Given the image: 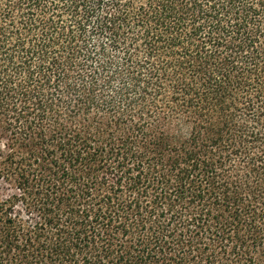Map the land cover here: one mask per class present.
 <instances>
[{
  "label": "trees",
  "instance_id": "1",
  "mask_svg": "<svg viewBox=\"0 0 264 264\" xmlns=\"http://www.w3.org/2000/svg\"><path fill=\"white\" fill-rule=\"evenodd\" d=\"M0 264H264V0H0Z\"/></svg>",
  "mask_w": 264,
  "mask_h": 264
}]
</instances>
